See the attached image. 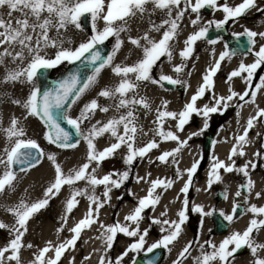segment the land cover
Instances as JSON below:
<instances>
[{"label": "snow or ice", "instance_id": "snow-or-ice-1", "mask_svg": "<svg viewBox=\"0 0 264 264\" xmlns=\"http://www.w3.org/2000/svg\"><path fill=\"white\" fill-rule=\"evenodd\" d=\"M204 9L221 12L223 17L202 23L201 13ZM0 10H6V13L0 12V68H3V74L0 75V102L6 98L12 105L23 110L22 119L12 116L7 127L0 126V134L5 140L0 151V166L3 167V171L0 172V196L15 192L18 182V175L14 170L16 166H19V172L28 173L46 157L54 169L53 180L45 188L42 198L31 202L27 198H21L14 205L4 208L5 212L11 214L14 222L9 225L0 221V230H6L10 237L8 242L0 247V264H13V262L22 264V249L33 248L32 244L25 245L23 242L28 232L29 221L41 210L47 208L50 201L60 194L64 186L72 188L78 181H86L91 187V194L87 190L73 188L64 203L61 220L64 225H67L70 214L79 205L77 198L86 196L89 201L84 218L69 229L72 233L71 238L58 245L48 241L46 246L34 254V259L31 261V264H60L65 253L75 250L82 232L99 222L100 210L111 200L112 189H119L129 178V171L112 172L97 178L96 168L92 167L93 163L99 167L104 160L113 157L123 146L127 151L123 157L124 163L130 170L138 158L144 159L153 149L159 147L155 139L148 141L142 147L135 146L138 131H143L137 123L136 107L139 106L146 112L151 111L150 102L146 97L139 95L138 88L144 82H150L153 85L160 82H166L169 85L185 83L179 78L174 79L164 74L159 76V80L154 79L152 71L162 57H167L171 63L173 45L178 41L186 14L195 15V18H190L189 22L196 30L183 41V48L179 52L182 63L172 67L177 77L184 72L187 67L186 62L193 57L198 41L206 40L209 45L218 43L217 40L209 38V29L214 27L219 31L229 21H237L252 10L264 12V9L259 7L258 0H241L238 4H230L228 0H224L223 3L220 0H0ZM158 14L159 22L153 19ZM85 21L90 24L92 34L78 46L72 47V41L67 38L66 33L73 27L83 31L82 25ZM101 21L102 28L98 27ZM142 25L146 27L142 29ZM133 30L137 32L136 36L131 34ZM153 33L159 34L160 38L157 40ZM233 36L237 41L246 38V51L253 55L254 61L250 64L241 62L238 68L227 76L229 95L217 96L214 92V77L221 69V64L225 60H231L237 54L235 50H228V46L225 45V50L219 54L218 58L214 50L212 51L214 63L206 70L202 76V83L181 111H168L167 102H163L156 109L157 114L153 121L156 127L152 129L153 134L160 137L162 141H174L177 144L173 150L164 151L156 157L161 164H168L171 158V162L178 165L176 157L188 145L187 139L181 140L173 131L163 130L165 120L176 121L177 132H182L193 114L202 116L203 128L200 132L192 133V136H196L207 129L211 114L221 112L222 109L227 110L230 106L242 109L246 104H255L258 93L264 89V76L260 77L259 83L253 89V79L257 70L264 66V43H260L264 41V31H253L245 27L242 32L233 33ZM110 38H115L112 52L106 57L102 56L98 46L103 45ZM126 42L133 49L139 50L141 55L131 65L114 64L117 53ZM257 44H259L258 48ZM65 63L77 65L78 69H86L90 71V74L83 75L80 70L72 71L51 88L41 91L37 84L38 79L49 70ZM105 68H110L113 75L120 79L116 84L102 88L97 95L113 103L103 106L97 99H91L80 109L79 116L71 118L68 115L71 106L80 101L81 97L97 84ZM234 78H240L246 85L242 93L231 87ZM16 85L28 87V93L23 99L13 98L4 91L6 86ZM206 93L212 94L211 106L205 104L203 107H197V101L203 99ZM247 97L250 98L246 99ZM233 100L237 101L235 105L231 104ZM113 108L119 113L118 117L110 118L105 123L96 121L86 132L82 131L81 125L85 121H91L97 111L108 113ZM160 108L165 110L161 111ZM239 115L240 113L237 112V117ZM30 117L38 119L44 125L47 129L44 139L57 148L75 149L79 144V141L72 142V135L61 127L60 122L64 121L75 129L76 135L87 144L86 162L65 174L55 154H46L36 140L26 138L27 133L22 126V120ZM262 118H264V109L260 108L255 116L248 118L243 133L235 136V146L230 150L229 161L236 156H245L243 149L249 143V133L258 121L264 122ZM106 133L114 138L115 142L103 150H98L95 141ZM149 163H155V161L150 160ZM198 166V162L193 163L183 173L177 166L178 178L183 179L184 175H187V180L181 189L185 198L181 209L176 213L177 219H161L167 216V209L160 213V217L151 218V224L160 225L161 233L166 234L147 248L149 253L160 248L171 251L170 246L174 245L183 234V226L188 221L187 194ZM249 166L255 167L251 161L242 167H236L234 161L226 164L214 157L208 174L207 187L210 189L213 184L222 182L221 170L225 173L236 172L249 177ZM148 175L150 176V173ZM141 181L150 183V188L147 195L138 200L131 213L124 217L128 223H121L118 220L112 225L100 223L99 227L102 231L96 239L103 240L105 254L100 257L99 264H122L129 252H140L144 248L145 238L149 233L148 229L143 231L140 229V222L145 218L143 213L147 209L155 211L156 206L161 202L162 193L157 189L167 191L174 183L171 179L157 178L149 181L145 177L138 176L136 182ZM100 185L104 186L103 200L95 195V188ZM243 187L251 195L254 182L249 178ZM261 195L260 192L255 193L257 199L261 198ZM235 196L240 197L241 191H237ZM225 199H227V192H225ZM244 203L248 204L247 196ZM240 207L239 204L233 203L230 214L223 210H220L218 214L228 224H232ZM191 210L200 215L201 227L204 218L213 216L215 211H206L200 205H194ZM244 211L245 214H251V219L242 232L230 233L218 245L211 240L203 242L199 238L194 241L189 240L178 253L173 264H185V261L192 256L193 250L198 251L199 255L192 257V264H234L236 254L245 248L250 251L249 264H264V256L261 255L264 252V242L256 239V236L264 230V206L258 207L252 204ZM63 230L59 228L57 233ZM117 234L134 237L137 240L113 262L111 259L106 260L105 257L112 249ZM49 252L53 253L52 257H48ZM69 264H74V258L69 261Z\"/></svg>", "mask_w": 264, "mask_h": 264}, {"label": "bare ground", "instance_id": "bare-ground-1", "mask_svg": "<svg viewBox=\"0 0 264 264\" xmlns=\"http://www.w3.org/2000/svg\"><path fill=\"white\" fill-rule=\"evenodd\" d=\"M6 12V11H5ZM159 15V14H158ZM192 14L190 13V17L192 18ZM190 17L185 16V19L182 22V30L179 37H183L186 35L189 25H190ZM185 24V26H183ZM146 27V25H142L141 28L143 29ZM135 28V25H134ZM133 36L137 35V32L133 30L131 33ZM157 40L160 38L159 34L153 33L152 34ZM179 39V38H178ZM177 46L173 47V59L171 63H169L167 57H164V59L160 62L158 66L159 74H166L172 71L173 65H177L182 63L180 57L177 55L178 50L180 49L181 43L177 42ZM257 44V48H258ZM222 44L219 42L213 46L208 47V51L199 53L194 58H192L189 61L188 67L185 68L183 73H180L177 77V74L173 72V75L175 77L173 78H179L180 80L184 81L182 85L185 87V93L183 96V102L182 104H179L176 101L177 94H167V93H161L153 84L150 82H144L141 83L138 92L140 96L146 97L148 101L151 104V111L145 112L143 116V122H142V129L143 131H138V142L136 143L137 147L144 146L148 141L155 139L159 143V147L156 149H153L152 154H148L144 159H140L142 162L146 159H152L154 157L155 151L157 153H161L164 151H171L175 147H177L176 142L174 141H162L160 137L155 136L152 132V129L155 128L153 124V119L155 117L156 109L159 108V105L163 102H166V99L168 98V102L171 104L170 107L167 108L168 111L172 112H179L183 109L184 104H186L192 95L195 94V91L202 83V76L205 74L206 70L209 68L211 64L214 63V59L211 55L212 51L214 50L215 56L218 58L219 54L222 51ZM141 53L139 50L133 49V47L128 44L127 42L122 47L121 51L117 53V56L114 60V64H123V65H131L134 63ZM243 62L245 64L252 63V58H243ZM237 61L235 59L229 60L226 65L224 66L225 72L228 74L234 69L236 66ZM240 63L238 62V65ZM188 73H191V75H188ZM102 81L105 83L106 86H112L116 84L119 81V77H116L113 75L110 68H106L102 72ZM237 83V82H236ZM259 83V81L257 82ZM101 85V84H99ZM232 88H235V84L231 85ZM236 86H243V89L246 87L244 82L240 79L238 82V85ZM9 86H6L4 91L8 90ZM224 89V86H221L220 84L215 83L214 92L217 96H221L219 94V90ZM228 91V90H227ZM22 90L18 92L17 98H20L21 95H23ZM229 93V92H228ZM212 95V94H211ZM210 100H199L197 101V107H203L205 104H210ZM106 103L104 106H109L113 102L110 100H106ZM260 109H264V89H262L258 95L255 104H246L242 109L236 108L234 110L232 119L226 123L223 127L219 128L215 140L214 145L211 150V152L208 154V164L206 165L205 171L203 172V175L205 177H208L213 158H218L221 161H224L226 164L235 163L236 167H242L249 161H251L255 167L249 166V177H245L243 174V179L247 183V180L251 178V180L254 182V188L251 191V195H249L248 202L250 204H258L260 201L264 200V122L258 121L256 123V126L254 129H252L250 132H252V136H249V143L247 146L244 147L245 156L240 157L236 156L233 157L232 161L228 160V156L230 154V150L232 147H234L235 143V136L242 134L244 131V127L246 125V121L249 117L255 116L256 112ZM163 109L162 111H164ZM123 111V110H122ZM153 112V113H152ZM237 112L240 113L239 117H237ZM119 113H117L114 108L111 109L108 113H103L97 111L96 113V121H101L102 123L107 122L108 119L113 117H118ZM196 122L189 124V128L182 131L177 132L173 131L174 133L178 134L181 140H188V144H192L190 147H185L177 156L176 159L178 160H196L199 158L200 153L198 152L197 145L194 144V139L201 138L203 132L199 135L192 136V133L200 132V130L203 128L204 125V118L202 116L196 115ZM12 116H15L17 118H21L23 116V110L19 107L12 105L10 101L4 99L3 102H0V121H2V124L0 126L7 127L10 123V118ZM95 121V122H96ZM262 121H264V118H262ZM91 124H94L93 121ZM22 126L24 127L27 137L30 139L37 140V136L35 134L36 131V124L32 121V119L22 120ZM171 127L168 124L164 125L165 131H172L170 130ZM148 133L145 135L144 133ZM259 133V135H257ZM226 135L232 136L228 141L225 140ZM189 136H192L191 139H188ZM106 142H103L99 139L95 141L97 145L98 150H103L105 147L110 146V144L113 141V138L109 134L104 135ZM262 141V148L259 155H257V150L253 146L254 143L258 141ZM5 144V140L2 134H0V151H2V148ZM118 159L124 161L123 157L127 154L126 148L121 147L117 152ZM236 158V159H235ZM171 159V158H170ZM86 162V146L82 143L78 144V147L71 151V157L69 161H64L62 164V170L66 173L67 169L70 168V166L79 167L83 163ZM3 171V167L0 166V172ZM49 165L48 163H41L38 168L33 169L32 171H29L28 173H23L21 175H18V182L16 183V190L13 193H6L3 196H0V221H3L9 225H11L13 222L10 219L9 213L4 211L5 207L12 206L15 203H17L21 198H27L29 202L35 201L39 198H42L43 192L45 188L50 183V177H49ZM97 176L99 178H102L104 175H107L108 173L103 170L102 168H96ZM96 174V173H95ZM227 173L223 172V177H225ZM146 184L144 181H141L140 183H137L136 186L132 187L130 189V193L134 194L136 193L143 195L146 191L145 188ZM72 187L85 190V187L83 186V181H78L75 185ZM68 186H64L58 196H56L54 199H52V203L50 201L47 208L41 210L37 215H47L43 218H41L38 222H34L32 220L29 221L28 224V232L24 237V244H32L33 248L29 249L25 247L22 249L21 258H22V264H31V261L34 259V254H36L39 249L46 246V243L48 241H51L54 245H58L59 243L64 242L67 239H70L72 236V233L69 232V229L72 228L80 219L84 218L86 215L84 212L87 211L89 206V201L86 196L78 197L79 205L73 210V212L70 214L68 218L67 225H64L61 217L64 213V203L66 201V198L70 196V192L68 191ZM27 189V191H25ZM70 189V188H69ZM73 190V188L71 189ZM197 191V189H196ZM92 191L88 192L91 194ZM256 192H260L261 198L257 199L255 196ZM95 195H97V192H95ZM264 204V202H262ZM111 203L108 205V207H104L100 210L99 214V222L97 224H94L91 226V228L86 229L82 232L80 240L77 242L75 250H70L62 257L60 264H69V261L74 258V264H99L100 257L105 254V246L103 240L96 239V237L100 234L102 229H100L99 225L100 223L104 225H112L111 223V209L110 208ZM130 205L125 204L122 209L120 210V213L118 214L117 220L121 223H124L123 216L129 213ZM251 214L249 213L248 216ZM250 218H244L243 219V226H246L249 222ZM63 228L64 230L57 233V229ZM6 231V230H5ZM118 237H120L121 241L124 242L123 234H117ZM10 238L6 240V243L8 242ZM137 240V238H134ZM6 243L2 244L0 242V247H3ZM122 245V244H121ZM115 253V254H114ZM114 258L116 259L118 257V254L114 252ZM48 257H52L53 253L49 252ZM111 250L107 252L106 260L111 259L112 261H115L113 258ZM85 257H90V259H85ZM14 263V262H13Z\"/></svg>", "mask_w": 264, "mask_h": 264}, {"label": "flooded vegetation", "instance_id": "flooded-vegetation-1", "mask_svg": "<svg viewBox=\"0 0 264 264\" xmlns=\"http://www.w3.org/2000/svg\"><path fill=\"white\" fill-rule=\"evenodd\" d=\"M258 5L260 8L264 9V0H258ZM253 13L256 14V16L254 17L255 22H256L255 25H247L246 23L247 21L243 19L237 20V21H229V23L224 27L228 35L232 37L233 33H240L243 31L245 27L250 30L256 29V31H264V12L253 11ZM222 42L223 41L221 40V44ZM260 43H264V41H260ZM224 50H225V46L222 48V51ZM228 50H235L237 52V54L232 58V59H235V61H237V64L233 70H236L238 68V62L239 63L243 62V58L251 57V55L243 56L242 54H240V50L237 48L235 44H232V46L229 47ZM163 59L164 57H162L161 60L158 61L157 66L153 68V71H152L153 78H159L160 74L158 71V66ZM228 61L229 60H225L221 64V69L219 70V72L222 75V78L218 76L221 79L218 78L216 80L217 82H215L216 84L220 83V85H222V83L225 84L224 89H221V90H228L229 88V84L226 83V80H227V76L230 73L228 74L224 70V66L226 65ZM253 61H254V58L252 57V62ZM263 68L264 66H262L260 69L257 70V73L253 79V88L257 84L259 78L261 77V72L263 71ZM164 75L175 77L173 75V72H169ZM239 81H240V78H234L231 85L235 84V88L233 90L242 93L246 87L243 89V86H236L238 85ZM166 85H168L166 82H160L158 84H155L154 86L161 93L177 94L176 101L179 104L184 103L183 96L185 93V88H183V85L182 84L168 85V86ZM167 87H171V90H168ZM209 99H211V96H207L205 99L203 98L201 100H209ZM246 99H248V97ZM167 100L168 98L166 99V102L168 106L167 108H169L170 107L169 105L171 104ZM236 103H237L236 100H233L231 102L232 105H235ZM236 108L237 107L230 106L227 108V110L222 109L221 112L210 115V117L208 118V128L206 131H204V134L201 136L200 143L199 144L194 143L195 145H197L198 152L200 153L199 158L196 160L183 161V160L177 159L179 163L178 165H175L171 162V159H169L168 164H161L159 161L156 160V157L162 154V152L157 153V151H155L154 157L152 159H146V160H143L142 162L140 160H137L133 163V165L131 166L129 170L128 165H125L126 169L121 168L119 164L121 160L117 159L118 160L117 169L114 172L122 173L123 171H129V178L123 183L124 184L123 189L119 188L116 191L112 224H114L117 221L118 214L120 213V210L125 204L130 205L131 208L128 213L130 214L133 208L137 205L138 200L147 195L148 189L150 188V183H145L146 191L144 192L143 195L141 194L137 195L136 193L134 194L130 193V189L136 186L137 184L136 179L138 176L145 177L149 181L156 180L157 178L171 179L174 181L173 186L167 191H163L162 189H157L158 192L162 193V198H161V202L156 206L155 211H152V209H147L143 213L145 218L140 222V229L142 231L144 229H148V233H149L148 236L145 238L146 243H145L144 248L140 252H135V253L129 252V255H128L129 258L127 259L126 257H124L123 261L127 260L128 264H135L137 261V258L140 257L141 255H152V254L159 252L160 257L156 264H173V261L177 259L178 253L182 250L183 246L189 240L194 241L197 238H199L201 242L205 240H211L213 243L218 245L230 233L236 232V231L242 232L248 226V224L246 226H243V219L245 217L246 218L248 217L251 219V215L248 216L249 213L245 214L244 210L249 205H252V204H250L249 202L248 204L244 203L245 197L246 196L249 197V194H248V191L243 187L244 185H246V182L243 179V175H240L236 172L227 173V175H225L221 183L213 184L210 189L207 187L208 177H205L203 175L206 165L208 164V159H207L208 153L205 154V152H203L205 136L207 133H211V135L213 136L212 137L213 138L212 142H213L218 129L226 125V123H228L232 119L234 110ZM160 110L162 111L163 108H160ZM154 114H155V117L153 121L155 120L157 113H154ZM191 122L192 123L196 122V116L194 114L191 116L189 122L185 125L184 130L189 128V124H192ZM165 124H168L171 127L170 130L177 131L175 127L176 121L167 119L164 121V125ZM154 126L156 127L155 124ZM191 145L192 144H188L187 147H190ZM211 146H212V143L210 147ZM152 152L153 151H151L149 154H152ZM150 160L155 161V163H149ZM196 162H198L199 166H198V169L195 175L193 176V183L187 194V199L189 200V211H188V221L183 226L184 227L183 234L181 235L179 240L176 243H174V245L170 246L171 251H169L168 249L160 248V249H155L153 252L149 253L147 251V248L151 246L154 242H157L162 237V235L166 234V233H161L160 225L151 224V218L160 217V213L162 211H165V209H167V216L161 217V219H170V220L177 219L176 213L181 209L182 201L185 198L184 194L181 192V189L185 181L187 180V175L185 174L183 179L178 178L176 176L177 166L179 167L180 171L183 173L185 172V170L190 168L193 163H196ZM149 173H150V176L148 175ZM221 175L223 177V170H221ZM124 187L127 193L124 192L125 191ZM196 189H200V191H196ZM121 191L125 193V195L122 196L120 194ZM237 191H241L240 197L235 196V193ZM225 192H227V199H225ZM262 202H264V200L260 201L256 205L258 207L264 206ZM233 203H237L241 207L240 209H238V213H237L236 218H234V222L232 224H228L226 221L222 219V217L219 216L218 213L220 210H223L225 213L230 214ZM194 205H200L206 211L215 210L213 216L204 218V223L202 227H201L200 215L191 210ZM126 215L123 216L124 223H128L124 220V217ZM256 239L259 242H264V230H262L259 233V235L256 236ZM122 240L124 242H122L120 237L117 236L113 244V247L115 248V252H117L119 256L123 254V252L128 248L130 244L136 242L134 237H126L124 235H123ZM121 244L124 245V247ZM205 247L207 248V245ZM118 250H123V251L122 253H120ZM208 250L211 251V249H208ZM197 255H199V252L196 250H193L192 256L189 257L188 260L185 261V264H192V257H195ZM261 255L264 256V252H262ZM250 260H251L250 251L247 248H245V249L240 250L236 254L234 264H249ZM123 261H122V264H124Z\"/></svg>", "mask_w": 264, "mask_h": 264}, {"label": "rangeland", "instance_id": "rangeland-1", "mask_svg": "<svg viewBox=\"0 0 264 264\" xmlns=\"http://www.w3.org/2000/svg\"><path fill=\"white\" fill-rule=\"evenodd\" d=\"M220 2L221 3H223L224 2V0H220ZM241 2V0H228V3H230V4H238V3H240ZM6 10H0V12H5ZM253 11H255V10H252V11H250L247 15H245V16H243V17H241V18H239V20H241V19H243V20H246L247 22V25H255L256 24V22H255V16H256V14L255 13H253ZM6 13V12H5ZM187 16H189L190 17V13H188V14H186ZM193 16H192V18H195V15L194 14H192ZM201 15H202V23H206L207 21H209V20H219V19H222V17H223V14L221 13V12H213V10H209V13L207 14V13H205L204 12V10H202V13H201ZM5 18H7V17H5ZM159 15H157V16H155V17H153V19H155V20H157V22H159ZM191 18V17H190ZM183 26H185V24L183 25ZM98 27H100V28H102L103 27V22L101 21V22H99V24H98ZM198 27V26H197ZM189 28H190V30L188 29V31H187V33H186V35H184L183 37L181 36V37H179V39H178V41L177 42H180L181 43V46H180V49L178 50V52H177V55L179 56V52L182 50V48H183V41L187 38V36L188 35H190L191 33H193L196 29L195 28H193L191 25H189ZM253 31H256V29H252ZM92 33H91V27H90V29L89 30H87V31H80V30H77V29H75L74 27L73 28H70V30L66 33V36H67V38L68 39H70L71 41H72V47H75V46H78L79 45V43L80 42H83V41H85L90 35H91ZM177 42L173 45V47H175V46H177L176 44H177ZM108 46H109V48H110V54H111V52H112V47H113V44L115 43V38H110L108 41H106L105 42ZM211 47V46H213V45H209L205 40H201V41H198L197 42V44L195 45V51H194V54H193V56L195 57V55H198V53H202V52H206V51H208L207 49H208V47ZM258 46H259V44H258ZM193 57V58H194ZM253 57V55L251 54V58ZM254 58V57H253ZM192 59V58H191ZM190 59V60H191ZM190 60H188L187 62H186V64H187V67H188V65H189V61ZM68 65L69 64H67V63H65V64H62V65H60L58 68H55V69H51V75H50V77L51 78H53V77H55V76H57V75H59V74H61V73H63L66 69H67V67H68ZM106 69V68H105ZM104 69V70H105ZM103 72V71H102ZM102 72H101V74H102ZM3 74V68H0V75H2ZM100 74V77H99V79H98V82H97V84L93 87V88H91L90 90H88L82 97H81V99H80V101H78L75 105H72L71 106V109L68 111V115L71 117V118H76L77 116H79V112H80V109L84 106V104L85 103H87V102H89L91 99H97L98 100V102L101 104V105H105V104H107L106 103V101H105V99L104 98H102V97H99L98 95H97V93L102 89V88H104L105 87V83L102 81V75ZM218 76H220L221 78H222V75L220 74V72H218V74L214 77V82H217L216 80L218 79V78H220V77H218ZM262 76H264V68H263V71L261 72V77ZM220 78V79H221ZM224 78V77H223ZM154 79H159V78H154ZM220 82V81H219ZM99 84H101V85H99ZM217 84H220V83H217ZM180 85V84H179ZM221 86H225V84H223L222 83V85ZM183 88H185L184 87V85H183ZM254 88H255V86H254ZM253 88V89H254ZM22 90V93H23V95H21L20 96V98L22 97V98H24L26 95H27V93H28V87L27 86H21V85H16V86H14V87H12V86H9V88H8V90H7V92L13 97V98H17V96H18V92H20ZM6 91V90H5ZM251 91V90H250ZM219 92V94L221 95V96H227V95H229V93H228V91L227 90H219L218 91ZM21 93V94H22ZM167 94H171V93H167ZM207 96H211V93H206L205 94V96L203 97L204 99L207 97ZM250 97H248V99H249ZM7 100V99H6ZM146 112L145 110H143L142 108H140L139 106H137L136 107V113H137V115H138V121H137V123H138V126L141 128L142 127V122H143V116H144V113ZM31 118V117H30ZM29 118V119H30ZM95 118H96V114H95V116L92 118V120L91 121H85L84 122V124L83 125H81V129H82V131H87L88 130V128H90L91 127V122L93 121V123H95ZM32 119V121L33 122H35V124H36V131H35V134H36V136H37V140H36V142L41 146V148L45 151V153L46 154H48V153H53V154H55L56 155V157H57V162L61 165V167H62V164H63V162L64 161H69L70 160V157H71V151L72 150H74V149H61V148H57L56 146H54L53 144H49L48 142H47V140H45L44 139V133L46 132V129H45V127H44V125L38 120V119H36V118H31ZM253 134H252V132H250L249 133V136H252ZM232 136H230V135H226V137H225V140L226 141H228L230 138H231ZM138 134H137V136H136V141H135V146H136V143L138 142ZM100 140L101 141H103V142H106V139H105V137L103 136V137H101L100 138ZM200 141H201V138H196V139H194V143H196V144H199L200 143ZM115 142V140H114V138H113V141H112V143H114ZM80 143H82V144H84L85 146H86V149H87V144H86V142L80 137V141H79V144ZM234 146H235V143H234ZM254 147H255V149L257 150V153H259L260 154V152H261V148H262V141L260 140V141H258V142H256V143H254V145H253ZM237 158V157H236ZM235 158V159H236ZM118 155H117V153H115L114 155H113V157H111V158H109V159H107V160H104L100 165H99V168H102L103 170H105L108 174H110V173H112V172H114L116 169H117V164H118ZM137 160H140L139 158L137 159ZM136 160V161H137ZM42 162L43 163H48V165H49V169H50V171H49V177H50V180L52 181L53 180V177H54V169H53V167H52V165H51V162L50 161H48L47 160V158L45 157L43 160H42ZM41 162V163H42ZM120 164V167L121 168H125V163H124V161H122L121 160V162L119 163ZM40 165H38L36 168H38ZM92 167L93 168H98L97 166H96V164L95 163H93V165H92ZM73 168H77V167H74V166H70V168H68L67 169V172L65 173V174H67L71 169H73ZM126 169V168H125ZM33 170V169H32ZM31 170V171H32ZM90 171H91V169H90ZM21 174H23V173H17V175H21ZM96 176H97V172H96ZM97 178H99V176H97ZM114 179H115V177H113ZM50 181V182H51ZM83 186L85 187V190H87L88 192H90V191H92L91 190V187L87 184V182L86 181H83ZM123 186H124V184H122V186L120 187V189H123ZM72 188H75V187H72ZM72 188H68V191L71 193V189ZM124 189H125V187H124ZM103 191H104V186L103 185H100V186H97L96 188H95V192H97V196H99V197H101V199L103 200V196H102V193H103ZM116 191H117V189L116 188H113L112 189V191L110 192V196H111V200L108 202V203H106L105 204V207H108V205L111 203V206H110V208H108V209H111V223H112V218H113V209H114V201H115V196H116ZM125 193H127L126 192V189H125V191H124ZM125 193H123L122 191H121V195L123 196V195H125ZM51 204H53L52 203V201H51V203H50V205ZM86 212L87 211H85L84 213L86 214ZM47 215V214H46ZM46 215H35L34 217H33V219H31L32 221H34L35 223L36 222H38L41 218H43V217H45ZM10 217V219H11V221L12 222H14V220H13V217L10 215L9 216ZM47 217H49V215H47ZM8 237H9V233L7 232V231H5V230H0V242L2 243V244H4V243H6V240L8 239ZM10 238V237H9ZM123 247H124V245H122ZM120 253H122V251L123 250H118ZM111 252H112V255H113V253L115 252V248L114 247H112V249H111ZM117 253V252H116ZM115 254V253H114ZM118 254V253H117ZM129 255V254H128ZM119 256V255H118ZM113 258H114V255H113ZM126 258L128 259L129 258V256H126ZM114 260H115V258H114ZM114 262V261H113ZM123 263L124 264H128V262H127V260H125V261H123Z\"/></svg>", "mask_w": 264, "mask_h": 264}, {"label": "water", "instance_id": "water-1", "mask_svg": "<svg viewBox=\"0 0 264 264\" xmlns=\"http://www.w3.org/2000/svg\"><path fill=\"white\" fill-rule=\"evenodd\" d=\"M209 10L210 9H204V12L208 14ZM82 27H83L84 31H87L90 29V24L87 21H85V22H83ZM209 38L215 39V40L223 39L224 45H227L228 48L231 47L232 44H235L237 46V48L240 50V54H242L243 56L249 55V52L246 51V47H245L247 44L246 38H241L240 41H237L234 38V36L230 37L224 28L219 30V31H217L215 28L209 29ZM98 47H99V50L101 51L102 56L106 57V56L110 55V48L106 43H104L103 45H99ZM77 70H80L83 73V75H89L90 74V71H88L86 69H78L77 65H69L63 73L57 75L54 78L50 77L51 70H49L48 72L44 73L43 76H41L38 79L37 84L40 87L41 91H43L46 88H51L54 84L58 83L60 80H62L64 77H66L70 72L77 71ZM168 85H166V86H168ZM167 89L171 90V87H167ZM60 123H61V127H63L66 131H68L72 135V142L80 141V137H78L76 135L75 129H72L64 121H61ZM46 131H47V129H46ZM212 137L213 136L211 135V133H207L205 136L204 147H203V152H205V154H207L209 151L212 150V149L210 150V144L212 141ZM14 170L17 173H20L19 172V166H16ZM159 257H160L159 252L152 254V255H142V256L137 258V261L135 264H156Z\"/></svg>", "mask_w": 264, "mask_h": 264}]
</instances>
